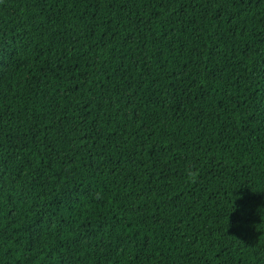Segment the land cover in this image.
<instances>
[{
    "label": "trees",
    "instance_id": "obj_1",
    "mask_svg": "<svg viewBox=\"0 0 264 264\" xmlns=\"http://www.w3.org/2000/svg\"><path fill=\"white\" fill-rule=\"evenodd\" d=\"M0 264H264V0H0Z\"/></svg>",
    "mask_w": 264,
    "mask_h": 264
}]
</instances>
